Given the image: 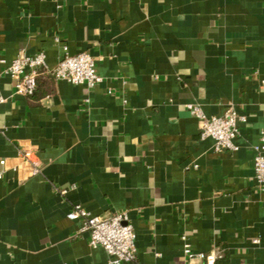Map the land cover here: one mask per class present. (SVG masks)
Listing matches in <instances>:
<instances>
[{"label":"crops","instance_id":"1","mask_svg":"<svg viewBox=\"0 0 264 264\" xmlns=\"http://www.w3.org/2000/svg\"><path fill=\"white\" fill-rule=\"evenodd\" d=\"M21 52L49 71L89 52L102 81L46 72L29 96L0 75V160L29 147L42 162L0 176V264H109L75 205L128 211L137 256L122 264H186V242L214 264H264V0H0V69ZM188 103L246 114L237 149L201 139Z\"/></svg>","mask_w":264,"mask_h":264},{"label":"built area","instance_id":"2","mask_svg":"<svg viewBox=\"0 0 264 264\" xmlns=\"http://www.w3.org/2000/svg\"><path fill=\"white\" fill-rule=\"evenodd\" d=\"M4 62L5 60L0 57V64ZM46 72H50L57 80L86 84L90 88L102 81V77L97 72V58L89 52L74 55L66 52L51 71L48 70L44 52L34 55L21 52L10 64L0 69V75L5 73L13 79L17 92L29 96L34 95L38 86V78ZM262 82L264 84V80ZM5 101L6 97L0 89V104ZM187 108L199 121L201 139L212 138L216 152L237 149L234 139L239 135V124L248 120L246 114L240 112L235 106H231L221 116L211 117L206 115L197 103H188ZM254 149L255 176L258 183L264 185V130ZM0 165L1 177L9 169L16 171L20 179H26L42 172V162L38 153L29 147H21L16 158H2ZM61 192L66 193V190ZM68 218L81 221L78 233H87L89 244L92 247H103L109 255V264H122L136 260L137 235L128 211H118L113 216L104 218L92 215L81 205H75L68 213ZM184 255L187 259L186 264H214V259L222 256L219 253L209 255L194 251L187 242L184 244Z\"/></svg>","mask_w":264,"mask_h":264}]
</instances>
